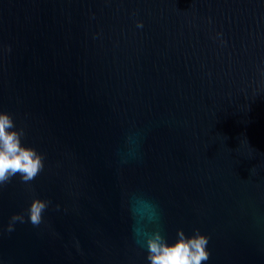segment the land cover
Segmentation results:
<instances>
[{
    "label": "water",
    "instance_id": "obj_1",
    "mask_svg": "<svg viewBox=\"0 0 264 264\" xmlns=\"http://www.w3.org/2000/svg\"><path fill=\"white\" fill-rule=\"evenodd\" d=\"M0 111L44 157L0 186V264H149L178 229L264 264V0H0Z\"/></svg>",
    "mask_w": 264,
    "mask_h": 264
},
{
    "label": "clouds",
    "instance_id": "obj_2",
    "mask_svg": "<svg viewBox=\"0 0 264 264\" xmlns=\"http://www.w3.org/2000/svg\"><path fill=\"white\" fill-rule=\"evenodd\" d=\"M24 136V129H17L12 116L0 111V186L11 182L17 175L21 182L30 184L44 168L43 155L22 144ZM48 204L46 200L32 199L27 213L34 226L42 222V213ZM24 220L23 214H14L8 224V231L13 230L15 222L23 223ZM176 236L175 242L171 244L160 231H154L143 239L142 246L146 248L149 264H204L209 259V238L198 229L191 236L178 229Z\"/></svg>",
    "mask_w": 264,
    "mask_h": 264
}]
</instances>
